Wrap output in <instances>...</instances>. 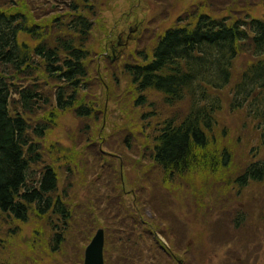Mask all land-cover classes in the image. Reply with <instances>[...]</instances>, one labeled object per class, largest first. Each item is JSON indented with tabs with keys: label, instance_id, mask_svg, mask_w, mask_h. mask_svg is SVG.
Instances as JSON below:
<instances>
[{
	"label": "rangeland",
	"instance_id": "1",
	"mask_svg": "<svg viewBox=\"0 0 264 264\" xmlns=\"http://www.w3.org/2000/svg\"><path fill=\"white\" fill-rule=\"evenodd\" d=\"M190 1L0 0V6L19 10L35 28L73 12L74 4L87 15L93 28L86 35L54 27L44 40L54 45L57 37H72L77 48L88 51V88L75 106L83 100L94 111L83 118L73 108L62 111L46 105L43 111L25 114L30 123L27 137L38 123L47 125L41 136L32 138L41 153L34 168L43 176L50 164L56 186L48 196L54 203L63 202L71 217L57 253L49 249L53 214L39 216L33 206L27 222L2 217L0 264H82L86 242L99 228L108 236L107 264H173V255L186 264H264V181L251 182L242 192L235 182L248 164L264 160L263 124L235 113L225 90L210 146L198 154L202 161L189 174L168 178L151 159L153 136L166 121L184 117L189 99L169 106L163 93L149 90L141 100L127 78L114 82L121 64L139 60V51L151 53L171 17L186 12ZM207 1L212 8L204 3L206 8L217 14H227L238 3L232 13L237 18L252 6L255 15H264V0ZM137 25L139 30H134ZM27 37L23 34L21 40ZM114 53L117 65L108 60ZM243 64L238 61V68ZM5 69L0 63V73ZM55 91L54 86L48 92L51 103ZM223 149L230 163L216 166ZM39 181L34 179L36 186Z\"/></svg>",
	"mask_w": 264,
	"mask_h": 264
},
{
	"label": "trees",
	"instance_id": "2",
	"mask_svg": "<svg viewBox=\"0 0 264 264\" xmlns=\"http://www.w3.org/2000/svg\"><path fill=\"white\" fill-rule=\"evenodd\" d=\"M19 22L14 14L0 10V63L6 68L0 73V219H26L33 206L42 212L54 204L48 196V191L55 188L54 175L47 172L40 187L34 185L35 175L32 176L30 164L39 157L34 148L36 146L32 145L29 147L31 150L25 153V147L30 146L28 124L21 114H12L7 108L15 71L22 69L29 59L30 64L21 78L25 81L31 79L28 68L40 66L38 60L48 65L51 75L67 81L69 88L73 86V92L67 97V106L74 105L78 100L77 88L85 78V53L75 48L71 37H57L54 45H49L41 40V29L33 31L25 19L24 25ZM183 23L178 25L176 22L173 28L165 30L159 35L151 53L142 51L139 60L128 62L125 66L133 88L140 92L148 88L160 90L169 106L187 95L190 104L194 105L199 99L203 102L198 104L197 111L191 110L181 120L166 121L165 127L153 136L152 157L158 166L172 175L173 172L191 171L202 161L198 154L210 146V138L203 127L205 125L206 130H212L213 119L210 118L207 123V116L221 107L223 98L220 94L231 82L233 72L238 75V82L230 100L232 108L243 109L248 115L264 122V21L250 15L231 19L205 13ZM75 24L76 29H84L87 20L78 17ZM90 28L88 25L81 34L87 33ZM23 31L34 42L20 40ZM246 40L253 45L251 52L257 51L253 54L258 59L251 64L244 63L245 70L242 72L238 66L231 70L234 65L231 57L239 50L237 44L241 46ZM59 61L61 65L57 66ZM4 74L9 76L3 78ZM197 80L200 82L193 89ZM27 93L28 90L21 93V103L33 110L38 98L34 94L27 96ZM58 95V104L64 107L66 96L62 92ZM251 98L255 103L245 104ZM79 106V115H91L83 103L79 102ZM220 158L216 166L224 167L230 163V157L224 149ZM30 178L32 182L29 186L27 180ZM263 178L264 164H257V167H248L237 182L244 187L252 180L260 181ZM54 211L67 216V208L61 202L57 203ZM173 264H178L176 257Z\"/></svg>",
	"mask_w": 264,
	"mask_h": 264
},
{
	"label": "water",
	"instance_id": "3",
	"mask_svg": "<svg viewBox=\"0 0 264 264\" xmlns=\"http://www.w3.org/2000/svg\"><path fill=\"white\" fill-rule=\"evenodd\" d=\"M104 232L100 229L86 251V264H104Z\"/></svg>",
	"mask_w": 264,
	"mask_h": 264
},
{
	"label": "bare ground",
	"instance_id": "4",
	"mask_svg": "<svg viewBox=\"0 0 264 264\" xmlns=\"http://www.w3.org/2000/svg\"><path fill=\"white\" fill-rule=\"evenodd\" d=\"M83 103V106L85 105V102L83 100H80V104ZM79 104V103H78ZM80 107V106H79Z\"/></svg>",
	"mask_w": 264,
	"mask_h": 264
}]
</instances>
